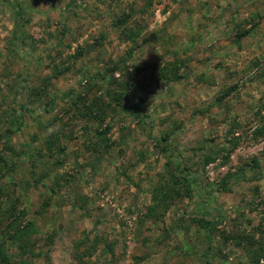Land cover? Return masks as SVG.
<instances>
[{
    "label": "rangeland",
    "instance_id": "obj_1",
    "mask_svg": "<svg viewBox=\"0 0 264 264\" xmlns=\"http://www.w3.org/2000/svg\"><path fill=\"white\" fill-rule=\"evenodd\" d=\"M0 248L264 264V0H0Z\"/></svg>",
    "mask_w": 264,
    "mask_h": 264
},
{
    "label": "trees",
    "instance_id": "obj_2",
    "mask_svg": "<svg viewBox=\"0 0 264 264\" xmlns=\"http://www.w3.org/2000/svg\"><path fill=\"white\" fill-rule=\"evenodd\" d=\"M133 33L132 32H130V33H128L125 37L126 38H128V39H132V37H133V35H132ZM162 77L165 79V80H170V78H175L176 77V75H175V71L172 69H170V71H169V73L168 74H164V73H162ZM89 111H92L90 108H89ZM102 113V112H101ZM104 114V113H103ZM3 163V162H2ZM258 251H261L260 249H258ZM262 256H263V254H261ZM2 256V250H1V248H0V257ZM255 256H257V257H259L260 255H258V254H255ZM3 259V258H2ZM47 260L49 261V257H47ZM50 262V261H49Z\"/></svg>",
    "mask_w": 264,
    "mask_h": 264
}]
</instances>
